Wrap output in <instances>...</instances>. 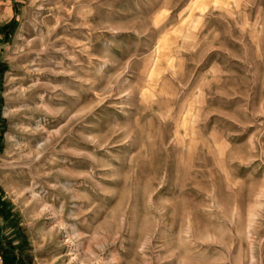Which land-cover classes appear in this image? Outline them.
Instances as JSON below:
<instances>
[{"label": "rangeland", "instance_id": "obj_1", "mask_svg": "<svg viewBox=\"0 0 264 264\" xmlns=\"http://www.w3.org/2000/svg\"><path fill=\"white\" fill-rule=\"evenodd\" d=\"M0 253L264 264V0H0Z\"/></svg>", "mask_w": 264, "mask_h": 264}, {"label": "bare ground", "instance_id": "obj_2", "mask_svg": "<svg viewBox=\"0 0 264 264\" xmlns=\"http://www.w3.org/2000/svg\"><path fill=\"white\" fill-rule=\"evenodd\" d=\"M42 146V145H41ZM27 192H28V194H29V197L31 198V200L32 201H35V202H37L38 200H37V195L32 191V190H27ZM39 198V197H38ZM35 205V204H34ZM34 210V209H33ZM47 211V209L45 208V207H41L40 208V210H39V212L41 213V214H43V213H45ZM50 213V212H49ZM48 213V214H49ZM55 212H53V214H54ZM51 215V214H50ZM52 216V215H51ZM53 219V218H52ZM58 226H61V225H58ZM57 227V226H56ZM69 230H71V229H69ZM65 233H66V236H67V238H68V240L71 242V243H75V242H77V241H79L80 239H81V237L78 235V234H76V232H75V230L74 229H72L70 232H67V231H65ZM78 233V232H77ZM80 242V241H79ZM78 242V243H79ZM75 245V244H74ZM78 245L79 244H76L75 246H74V253L76 254L75 255V257L76 256H78L77 255V252H78Z\"/></svg>", "mask_w": 264, "mask_h": 264}, {"label": "built area", "instance_id": "obj_3", "mask_svg": "<svg viewBox=\"0 0 264 264\" xmlns=\"http://www.w3.org/2000/svg\"><path fill=\"white\" fill-rule=\"evenodd\" d=\"M0 264H4V258L1 253H0Z\"/></svg>", "mask_w": 264, "mask_h": 264}]
</instances>
